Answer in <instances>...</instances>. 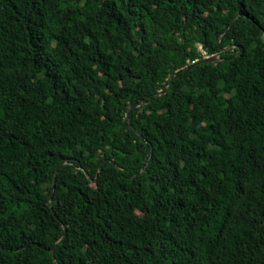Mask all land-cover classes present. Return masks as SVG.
<instances>
[{
	"label": "trees",
	"instance_id": "obj_1",
	"mask_svg": "<svg viewBox=\"0 0 264 264\" xmlns=\"http://www.w3.org/2000/svg\"><path fill=\"white\" fill-rule=\"evenodd\" d=\"M0 264H264V0H0Z\"/></svg>",
	"mask_w": 264,
	"mask_h": 264
},
{
	"label": "rangeland",
	"instance_id": "obj_2",
	"mask_svg": "<svg viewBox=\"0 0 264 264\" xmlns=\"http://www.w3.org/2000/svg\"><path fill=\"white\" fill-rule=\"evenodd\" d=\"M233 24V23H232ZM228 49H232L233 48V46H230V47H227ZM212 57H214V58H216V56H212ZM212 57H209V56H207V57H205L204 59H209V58H212ZM217 62V60L216 61H213V62H203V63H216ZM195 63V62H194Z\"/></svg>",
	"mask_w": 264,
	"mask_h": 264
},
{
	"label": "water",
	"instance_id": "obj_3",
	"mask_svg": "<svg viewBox=\"0 0 264 264\" xmlns=\"http://www.w3.org/2000/svg\"><path fill=\"white\" fill-rule=\"evenodd\" d=\"M216 60H218L217 57L216 58L212 57V58H209V59H205L202 62H213V61H216Z\"/></svg>",
	"mask_w": 264,
	"mask_h": 264
},
{
	"label": "bare ground",
	"instance_id": "obj_4",
	"mask_svg": "<svg viewBox=\"0 0 264 264\" xmlns=\"http://www.w3.org/2000/svg\"><path fill=\"white\" fill-rule=\"evenodd\" d=\"M205 60V59H204Z\"/></svg>",
	"mask_w": 264,
	"mask_h": 264
}]
</instances>
